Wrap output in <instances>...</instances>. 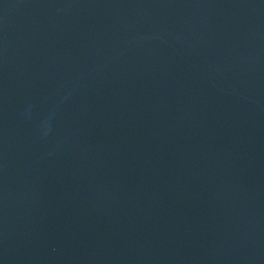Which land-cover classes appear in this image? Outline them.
<instances>
[{
  "label": "water",
  "instance_id": "1",
  "mask_svg": "<svg viewBox=\"0 0 264 264\" xmlns=\"http://www.w3.org/2000/svg\"><path fill=\"white\" fill-rule=\"evenodd\" d=\"M0 264H264V0H0Z\"/></svg>",
  "mask_w": 264,
  "mask_h": 264
}]
</instances>
